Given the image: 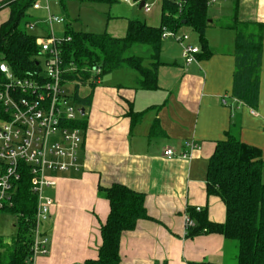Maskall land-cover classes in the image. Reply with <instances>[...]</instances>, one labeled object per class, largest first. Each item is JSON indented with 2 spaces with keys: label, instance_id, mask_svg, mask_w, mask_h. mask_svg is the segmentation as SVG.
<instances>
[{
  "label": "crops",
  "instance_id": "obj_1",
  "mask_svg": "<svg viewBox=\"0 0 264 264\" xmlns=\"http://www.w3.org/2000/svg\"><path fill=\"white\" fill-rule=\"evenodd\" d=\"M162 1L158 23L148 25H160ZM223 1L222 10L232 18L233 1ZM164 13L170 15L167 9ZM8 16L9 9L2 7L0 24ZM237 19L262 24L256 106L233 96L236 39L229 28H220V39L206 40L211 54L200 57L199 49L196 63L185 64L183 49L178 61L160 59L155 89L138 87L137 72L127 67L106 73L107 78L95 83L91 103L84 108L80 167L55 174L56 186L46 190L54 199L49 252L37 256L34 264H80L97 257L100 227L110 210L98 190L114 183L142 193L148 215L122 233L119 264H234L233 242L219 233L186 237L185 216L199 207L209 220L224 221V203L206 192L207 171L216 142L226 138L234 119L239 122L240 140L260 149L264 161V0H238ZM128 20L120 22L121 35L114 33L119 25L114 20L106 31L123 37ZM212 23L209 17L207 27ZM131 113L141 116L132 120ZM188 141L199 148L190 149ZM166 148L189 157L168 159L163 155ZM3 241L10 243L11 238Z\"/></svg>",
  "mask_w": 264,
  "mask_h": 264
},
{
  "label": "trees",
  "instance_id": "obj_2",
  "mask_svg": "<svg viewBox=\"0 0 264 264\" xmlns=\"http://www.w3.org/2000/svg\"><path fill=\"white\" fill-rule=\"evenodd\" d=\"M67 0H59L62 7ZM104 2L109 5L118 0H80ZM233 1V17L220 25L235 32V71L233 96L250 107L256 106L259 91L262 24L242 22L237 19L238 0ZM35 0H2L0 9H9L8 18L0 24V62L8 64L17 76H26L40 68L39 44L34 35L28 34L20 23ZM208 0H186L179 11L176 3L162 1L161 23L148 25L145 21L129 19L123 37H115L107 31L96 33L77 31L66 26L70 40L61 44L64 64L73 63L75 70L64 74L65 83H75L70 98L74 104L86 108L91 103L93 68H100L99 77L113 70L127 67L137 72L135 84L143 89L157 88V70L160 61L162 26L177 30L181 25H191L200 35V57L208 56L204 31L209 24ZM169 10L170 15L164 11ZM184 21V23H183ZM147 45L150 54H127L135 45ZM199 59V52L197 54ZM80 84H89L91 91L84 96L77 92ZM132 120L141 114L131 113ZM86 114L80 115L76 125L83 130ZM257 147L240 140L239 122H231L226 138L215 144L209 158L206 192L218 196L225 206L223 222L208 219L205 210L190 211L194 226L186 229V237L203 233H219L226 241L235 244L234 264H264V161ZM23 172L15 182L12 206L5 210L15 215L17 232L5 243L0 237V264H29L31 243L35 226L36 197L29 188L27 166L20 164ZM99 195L109 202V213L100 227L102 243L94 259L80 264H119L120 237L124 231L135 228L139 219L147 218L144 196L122 184L99 187ZM188 264H216L210 261H191Z\"/></svg>",
  "mask_w": 264,
  "mask_h": 264
},
{
  "label": "built area",
  "instance_id": "obj_3",
  "mask_svg": "<svg viewBox=\"0 0 264 264\" xmlns=\"http://www.w3.org/2000/svg\"><path fill=\"white\" fill-rule=\"evenodd\" d=\"M47 3L49 0H45ZM132 5L142 0H123ZM142 10L149 12L151 5L143 0ZM176 3L179 11L186 0H170ZM216 0H208L207 5ZM40 9L38 0L32 5ZM48 22L64 23L65 18L49 14ZM174 31L162 26L161 38L175 37ZM180 42L186 35L177 38ZM70 40L66 36L56 39L53 36L39 44L40 68L26 76H17L7 63L0 62V212L12 206L15 182L19 180L24 163L29 175V188L36 197L35 226L31 243L29 264L39 255L49 252V240L41 231V223L51 215L54 199L47 193L56 186L55 173L77 170L82 129L76 125L80 112L65 89L64 74L75 70L73 63L64 64L61 44ZM199 48L187 45L183 48L186 65L198 62ZM42 63L45 70L42 69ZM93 82H98L100 68H93ZM251 114H256L251 110ZM192 148H199L193 141L186 142ZM163 155L168 158L189 157L187 152L177 153L166 148ZM201 208L197 207L199 211ZM194 226L193 219L185 216L186 229Z\"/></svg>",
  "mask_w": 264,
  "mask_h": 264
},
{
  "label": "rangeland",
  "instance_id": "obj_4",
  "mask_svg": "<svg viewBox=\"0 0 264 264\" xmlns=\"http://www.w3.org/2000/svg\"><path fill=\"white\" fill-rule=\"evenodd\" d=\"M41 4V8L38 10L29 7L26 11L25 18L21 21L20 26L28 34L34 35L37 38V42L41 43L48 37H54L56 39H63L66 37V26L77 31H89V32H104L107 30L108 22L114 20L117 31L116 35H121L118 31H121L120 22H124L125 18L138 19L145 21L148 24L156 25L158 23L159 14L161 11V0H146L151 5V11L149 13L144 12L139 6H133L129 3H125L123 0H118L115 3L109 5L104 2H87L80 0H67L65 6L62 7L59 0H49L47 3L45 0H38ZM223 0H216L214 3L208 6L207 14L212 19L211 26L205 28L204 38L208 40H216L221 38L220 25L230 22V16L228 11L222 10L224 6ZM49 14L58 15L65 18L64 23H53L51 26L48 22ZM109 30V28H108ZM107 30V31H108ZM175 37L163 38L161 42V60L173 61L175 58L180 59L183 46L191 45L201 49V40L199 33L188 24H183L176 31H174ZM187 36L186 40L180 42L177 38ZM127 54L140 55L145 59L150 54V48L147 45H135ZM42 69L45 70V66L42 63ZM128 69V68H127ZM108 75L102 76L100 79L107 78ZM75 83H66L65 89L68 93L74 91ZM91 91L89 84H80L77 88L79 95H87ZM77 107L79 105L75 104ZM60 172L55 173L56 175ZM15 215L8 210H2L0 212V237L11 238L15 236L17 228L15 226ZM49 219L41 223V231L47 235L49 230ZM231 249H229L230 251Z\"/></svg>",
  "mask_w": 264,
  "mask_h": 264
},
{
  "label": "water",
  "instance_id": "obj_5",
  "mask_svg": "<svg viewBox=\"0 0 264 264\" xmlns=\"http://www.w3.org/2000/svg\"><path fill=\"white\" fill-rule=\"evenodd\" d=\"M143 4H144V1L142 0V1L139 3V8H142ZM183 23H184V21H183ZM78 110H79V112H80V115H83V114H84V107H79Z\"/></svg>",
  "mask_w": 264,
  "mask_h": 264
}]
</instances>
